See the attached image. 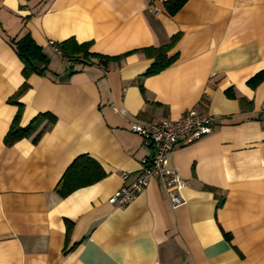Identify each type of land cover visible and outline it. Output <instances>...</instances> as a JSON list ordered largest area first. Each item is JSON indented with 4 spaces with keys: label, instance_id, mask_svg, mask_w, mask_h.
Instances as JSON below:
<instances>
[{
    "label": "crops",
    "instance_id": "0c3cea01",
    "mask_svg": "<svg viewBox=\"0 0 264 264\" xmlns=\"http://www.w3.org/2000/svg\"><path fill=\"white\" fill-rule=\"evenodd\" d=\"M152 4L0 0V264H264V80L247 84L264 69V0H187L176 13ZM27 32L50 71L28 78L20 126L46 112L57 121L37 144L6 145L19 109L8 99L25 82L11 40ZM177 33L169 52L177 60L142 77L154 59L138 50ZM70 38L91 42L93 53H132L106 66L74 63L50 46ZM191 109L216 122L169 155L186 181L185 204L173 207L158 176L127 206L109 204L153 155L131 123ZM84 154L106 176L61 197L59 181Z\"/></svg>",
    "mask_w": 264,
    "mask_h": 264
},
{
    "label": "trees",
    "instance_id": "16d2710c",
    "mask_svg": "<svg viewBox=\"0 0 264 264\" xmlns=\"http://www.w3.org/2000/svg\"><path fill=\"white\" fill-rule=\"evenodd\" d=\"M186 1L187 0L171 1L169 3L170 12L176 13ZM180 36L181 34L177 33L172 36L167 44L161 45L159 47L151 46L138 50L144 52L148 57L154 59L153 65L142 75V77L158 74L170 67L177 60L178 55L169 56V52L178 42ZM11 43L13 44L19 59L23 63L22 74L25 78V82L19 87L15 94L8 99L9 103L18 105L19 109L8 133L4 138V143L6 145H12L21 139L32 138L33 143L37 144L42 135L56 123L57 117L49 112L40 113L35 118H33V120L27 126L21 127L20 118L24 105L18 100L30 88L28 78L31 75L38 74L44 76L50 71V59L45 53L44 49L34 41L31 34L28 32L19 39H12ZM91 45V42L79 43L74 38H70L61 43H55V46L58 48L59 54L62 57L71 62L85 65L98 63L100 65L106 66L110 61L119 62L125 56L132 53L127 52L123 55L111 57L91 52ZM72 73L73 71H71L70 75ZM263 80L264 69L251 77L247 81V84L254 89ZM141 90L143 93L145 92L143 87H141ZM226 95L228 98H236L232 88L226 91ZM240 101L246 105V101L243 98H241ZM105 176L106 172L96 160L87 154L80 155L68 167L59 181L56 191L61 197H67L77 189L97 183ZM66 226V237L68 241L74 224L72 221L66 220ZM226 236L230 237L229 234H226Z\"/></svg>",
    "mask_w": 264,
    "mask_h": 264
},
{
    "label": "built area",
    "instance_id": "2783aa9c",
    "mask_svg": "<svg viewBox=\"0 0 264 264\" xmlns=\"http://www.w3.org/2000/svg\"><path fill=\"white\" fill-rule=\"evenodd\" d=\"M154 4H168L173 0H149ZM155 14L160 12L154 7ZM50 46L55 53L59 54L55 42L51 41ZM216 118L214 115L202 114L196 109L185 112L178 119L154 120L149 124L137 122L131 123V131L143 137L145 143L150 145L153 155L142 161L140 171L132 177V180L118 189L108 200L109 204L115 207H125L130 204L148 185L154 176H158L166 191L169 193L174 208L185 204L182 191L186 181L179 172L170 167L169 155L177 145L181 143L199 140L213 132ZM131 177L129 173H123V180Z\"/></svg>",
    "mask_w": 264,
    "mask_h": 264
}]
</instances>
